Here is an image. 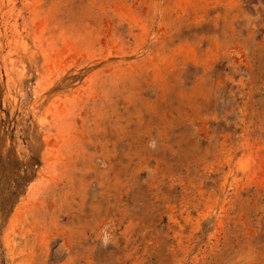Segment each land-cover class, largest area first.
<instances>
[{
  "label": "rangeland",
  "instance_id": "obj_1",
  "mask_svg": "<svg viewBox=\"0 0 264 264\" xmlns=\"http://www.w3.org/2000/svg\"><path fill=\"white\" fill-rule=\"evenodd\" d=\"M0 264H264V0H0Z\"/></svg>",
  "mask_w": 264,
  "mask_h": 264
}]
</instances>
